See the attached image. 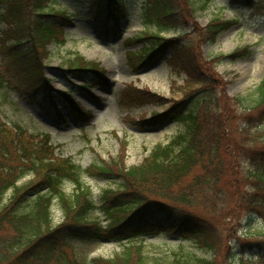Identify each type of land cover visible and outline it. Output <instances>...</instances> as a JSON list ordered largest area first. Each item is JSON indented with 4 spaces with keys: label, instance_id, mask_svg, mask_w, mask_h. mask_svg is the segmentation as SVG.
<instances>
[{
    "label": "trees",
    "instance_id": "trees-1",
    "mask_svg": "<svg viewBox=\"0 0 264 264\" xmlns=\"http://www.w3.org/2000/svg\"><path fill=\"white\" fill-rule=\"evenodd\" d=\"M50 1L0 0V89L8 86L19 91L17 83H33L47 98L40 104L42 108L63 120V111L54 103V98H59L65 110L84 121L90 112L69 93L53 90L44 75L49 46L65 44L64 26L69 20L66 12L55 9ZM101 1L102 5H96L97 20L102 26L117 28L125 16V2ZM244 1L249 4L244 6L253 7V0ZM194 3L144 0L145 29L128 39L143 43L136 51H127L135 71L171 48L178 72L187 75L178 86L185 91L180 100L132 83L122 90L119 105L124 109L170 101L148 118L133 117L134 123L144 126L175 121L185 128L168 144L155 145L140 163H126L127 142L120 140L116 156L108 160L98 156L82 168L70 157L55 153L50 134L8 125L0 116V264H86L77 242L106 238L121 242V250L108 257H92L91 264H264V73L245 95L226 98L221 91L217 94L215 84L207 79L212 78L209 62L195 53L191 31L181 29L183 20L193 18ZM235 21L213 17L203 27L194 22L193 33L213 42ZM170 29L176 32L174 37L162 34ZM247 48L238 47L212 60H235L248 52ZM65 62L69 74L86 80L83 88L105 81V70L96 61L74 54ZM11 75L18 80L15 86L8 81ZM196 94L199 104L188 110L187 98ZM4 96L8 98L7 93ZM233 118L239 121L236 132L229 129ZM83 173L118 183L102 189L97 203L82 181ZM25 176L28 178L21 181ZM67 181L75 185L71 195L63 189ZM54 204L62 210L58 224L53 223ZM96 210L106 223L99 214L93 217ZM245 217L261 220V229L244 235ZM139 234L188 240L209 256L184 249L183 242L177 251L150 254L143 241L136 240ZM247 235L257 238L244 243ZM245 247L254 250L250 261L245 258Z\"/></svg>",
    "mask_w": 264,
    "mask_h": 264
},
{
    "label": "rangeland",
    "instance_id": "rangeland-1",
    "mask_svg": "<svg viewBox=\"0 0 264 264\" xmlns=\"http://www.w3.org/2000/svg\"><path fill=\"white\" fill-rule=\"evenodd\" d=\"M94 2L95 0H53L51 2L56 9L67 11L70 21L64 26L65 44L56 46L53 43L49 46L50 54L45 60L44 69V75L50 79L51 88L57 92H70V97L79 101L85 111L92 112L87 122L78 120L68 112L65 113L66 120L57 119L40 105L47 98L39 95L41 93L35 89L34 84L17 83L18 80L14 75L9 76L8 81L13 86L17 83L21 90H12L8 86L0 89L1 120L8 125H22L33 132L50 133L55 153L70 157L82 168L89 166L98 156L106 160L116 156L121 145L120 140L127 142L126 163L138 164L155 145L168 144L176 135L184 132L185 128L184 125L175 121L162 125H146L145 123L144 126L134 123L133 117L148 118L151 113L166 108L170 101L164 105L149 103L142 107L124 109L119 105V96L125 83H132L139 88L147 87L161 96L180 100L185 98V91L180 90L178 86L184 84L187 75L182 71L178 74V60L172 59L171 48L167 49L157 61L148 62L137 71L130 66L126 56L127 50L136 51L143 44L142 42L130 43L128 38L134 37L145 29L142 15L144 0H125L126 18L122 20L119 31H115L113 27L107 30L101 29L100 22L97 20L99 7L96 5L103 3L101 0V3L97 1L98 4ZM194 2L196 10L193 12V18L188 21L183 20L181 29L191 31V39L195 42V53L209 62L212 78L209 76L207 79L215 84L217 94L221 91L226 98L245 95L256 87L264 73V0H253V4H250L253 7L244 6L249 5L244 0H239L240 3H233V0H194ZM200 5L204 6L199 7ZM213 17L237 19V21L220 33L213 42L199 37L198 33H193L194 22L199 27H203ZM175 33L171 29L162 32L166 37H174ZM184 42L183 39L179 41V44ZM244 45L248 47V52L240 58L212 60ZM74 54H79L87 61L98 62L105 69L103 77L108 79L107 83L89 86L90 89L80 87L86 84V80L75 74H69L65 70L67 69L66 59ZM5 93L8 98L4 96ZM225 97H223L224 100ZM187 100L188 110L194 109L199 104V94ZM56 101L59 103L60 99ZM228 116L231 120L232 114ZM233 121L229 129L236 132L239 121L234 118ZM27 178L28 176H25L21 181ZM82 181L90 188L91 195L97 203H99L98 195L102 189L115 187L118 183L115 179H104L86 173L82 174ZM63 189L66 194L71 195L75 185L67 181ZM98 213L102 215L97 210L92 211L93 217ZM52 217L54 224L60 223L63 219L62 210L58 204L53 205ZM101 219L102 223L106 222L103 216ZM261 226L262 221L258 218L245 217L242 232L244 235L245 232L256 233ZM256 236L247 235L243 242L253 243L252 240L257 238ZM180 242L184 243V249L194 250L202 257L209 256L191 241H182L176 237L164 235L147 237L144 249L150 254L172 252L177 251ZM77 243L88 260L97 256H112L121 250L122 245L121 242L108 238ZM245 248L247 249H245V258L250 261L254 250ZM240 254L241 252L238 251L237 255Z\"/></svg>",
    "mask_w": 264,
    "mask_h": 264
},
{
    "label": "bare ground",
    "instance_id": "bare-ground-1",
    "mask_svg": "<svg viewBox=\"0 0 264 264\" xmlns=\"http://www.w3.org/2000/svg\"><path fill=\"white\" fill-rule=\"evenodd\" d=\"M133 69V68H132ZM134 70V69H133ZM135 71V70H134Z\"/></svg>",
    "mask_w": 264,
    "mask_h": 264
}]
</instances>
